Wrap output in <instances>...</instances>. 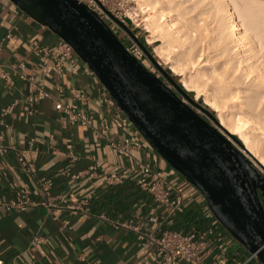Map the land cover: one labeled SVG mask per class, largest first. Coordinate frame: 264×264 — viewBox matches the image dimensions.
Instances as JSON below:
<instances>
[{
  "label": "crops",
  "instance_id": "0c3cea01",
  "mask_svg": "<svg viewBox=\"0 0 264 264\" xmlns=\"http://www.w3.org/2000/svg\"><path fill=\"white\" fill-rule=\"evenodd\" d=\"M8 34L14 40H5ZM58 39L9 0H0V67L6 76L0 79V260L12 264H158L154 244L138 240L135 229L155 234L159 227L184 234L213 228L224 248L209 260L236 264L244 259L248 252L213 217L199 191L173 171L132 125L121 127L109 113L104 87L82 60L74 55L60 75L53 71L44 75L41 55L31 47L33 43L53 47ZM20 62L22 70L17 68ZM34 70L46 97L30 103L36 91L27 79ZM73 88L88 96L80 109L91 117L90 127L69 125L54 108L57 102L74 105L69 96ZM104 125L109 127V137H129L141 144L140 149L120 156L105 139L96 137ZM20 152L30 172L19 163ZM136 162L163 171L180 189L183 204L170 227L162 220L148 221L160 218L161 209L130 180ZM91 166L93 173H87ZM78 173L84 174L76 178ZM111 173L123 182L107 186L104 178ZM42 182L50 185L51 196L66 203L56 202L51 208L39 205L45 200ZM20 190L27 191L30 201L38 205L23 212L6 210L5 204L16 201ZM80 201L87 202L90 215H76L66 208ZM118 223H130L132 228L116 227ZM36 238L39 243L34 242Z\"/></svg>",
  "mask_w": 264,
  "mask_h": 264
},
{
  "label": "water",
  "instance_id": "95a60500",
  "mask_svg": "<svg viewBox=\"0 0 264 264\" xmlns=\"http://www.w3.org/2000/svg\"><path fill=\"white\" fill-rule=\"evenodd\" d=\"M9 1L74 50L143 140L199 191L218 223L264 264V177L219 132L223 128L214 115L196 104L126 27L170 86L131 56L109 27L78 1Z\"/></svg>",
  "mask_w": 264,
  "mask_h": 264
},
{
  "label": "bare ground",
  "instance_id": "6f19581e",
  "mask_svg": "<svg viewBox=\"0 0 264 264\" xmlns=\"http://www.w3.org/2000/svg\"><path fill=\"white\" fill-rule=\"evenodd\" d=\"M147 1L152 9L158 6L146 20L152 37L161 42L155 54H173L185 77L183 87L189 82L204 92L217 109L220 126L232 136L237 134L245 152L264 168V22L251 9L239 11V0H210L218 19L213 20L217 25L209 37L200 24L178 25L177 18L161 9L163 0ZM174 8L179 17L183 15L181 4Z\"/></svg>",
  "mask_w": 264,
  "mask_h": 264
},
{
  "label": "built area",
  "instance_id": "2783aa9c",
  "mask_svg": "<svg viewBox=\"0 0 264 264\" xmlns=\"http://www.w3.org/2000/svg\"><path fill=\"white\" fill-rule=\"evenodd\" d=\"M79 3L85 5L93 13H95L115 34L120 40V43L124 46L125 50L137 59L139 62L143 60L144 52L138 46L134 40H128L121 33L117 32L114 28L118 25L123 27L124 21L121 17L116 18L114 15L106 10L103 6V0H76ZM125 27V26H124ZM120 36V37H119ZM123 41H121V39ZM5 40H14V37L10 34L6 35ZM32 52L37 55H41L40 62L44 66V75L50 76L52 71L55 75H60L63 72L65 62L70 60L75 54L74 50L62 39H58L57 43L53 47H39L37 43H33L31 47ZM48 60H51L52 66L48 67ZM17 68L22 70L24 68L23 63H19ZM20 79L25 80L22 74H19ZM0 79H6L5 74L0 67ZM38 75L34 70L31 76L27 79L36 91V94L29 98L30 103H35L43 100L46 97V93L42 86L37 84ZM71 104H63L57 102L54 106L55 110L60 113L66 123L69 125H78L81 127L91 126V117L84 113L80 108L84 107L87 103L88 96L80 89L69 90ZM104 101L109 107V113L119 122L121 127L125 128L131 124L128 117L120 110L114 99L110 96L108 91L104 88L102 93ZM109 127L104 125L99 132L96 133L97 138L105 139L110 147L116 151L120 156H130L132 150L140 149L141 144L138 141H133L129 137L121 136L118 139L109 137ZM19 163L25 168L27 172L32 170L30 164L26 160L24 152H20L18 155ZM98 162H95L97 165ZM93 166L87 169V173H93ZM84 173H78L76 178H79ZM130 180L133 181L138 188L144 191L153 201L155 206L161 209V216L151 217L148 219L151 223H159L160 220L168 223L171 226V220L177 215L183 204V198L180 189L174 185L170 178L160 170L154 169L150 164L143 162H136L134 168L130 173ZM104 182L107 186L119 185L123 182V179L116 173H111L104 178ZM42 189L45 193V200L39 205L44 207H56L57 203H66L61 197H53L49 194L48 183L42 182ZM17 200L5 204L6 210H15L17 212L25 211L29 206H37L30 201L27 191H18ZM57 202V203H56ZM66 208L73 214L80 216L90 215V210L86 201H80L75 204L67 205ZM116 227L132 228L130 223H118ZM138 231V240L151 241L154 244V255L158 264H220L217 261H210V256L215 251H222L224 243L217 240L216 234L213 228H206L202 230H193L190 233L184 234L171 228H158L156 235L153 233H144L141 230ZM35 243H39L40 239H34ZM0 264H12L5 263L0 260ZM31 264V263H25ZM236 264H262L259 262L255 254H250L236 262Z\"/></svg>",
  "mask_w": 264,
  "mask_h": 264
},
{
  "label": "rangeland",
  "instance_id": "374dc122",
  "mask_svg": "<svg viewBox=\"0 0 264 264\" xmlns=\"http://www.w3.org/2000/svg\"><path fill=\"white\" fill-rule=\"evenodd\" d=\"M166 1H167V4H169L171 2L169 4L170 6L168 5L166 7V5H167V4L165 5ZM166 1H164V0L162 1V3H164V4L160 6L161 9H164V11H166V14L167 15H171L175 19L177 18L176 20L178 22V25H179V23H181V24L183 23V24H186V25H189L190 23H192L194 25V23L195 24L197 23V24L202 25V27H204L206 30L208 29L207 30V32H208L207 35L209 34L208 35L209 37L212 36V34H210L209 32L211 30H213V29L216 28L215 25H217V24L215 23V21H216V19H218V17L216 18V15H215V13L213 12V10L211 8V5L212 4H211V1L210 0H166ZM241 1H243V0L237 1V5H238L237 9L239 11H241L243 9H248V11H249L251 9L249 12L252 11L251 14L254 12L253 15L260 22L261 21L264 22V20H263V15H264V13H263V11H264L263 10L264 9V0H247V1L244 0L243 1L244 3L241 2ZM250 1L253 2V3H255V4L257 3L258 6H261L263 9H260V10H263V11L257 10L258 7L257 6L255 7V4L248 3ZM254 1H256V2H254ZM261 1H263V3ZM259 2H261V3H259ZM176 4H181V8L183 9L182 10L183 15H181L180 17L178 16V12L175 11V8H174V6H176ZM245 5H247V8H245L246 7ZM252 5L254 6V8L252 7ZM103 6H104V8L106 10H108L109 12H111L114 15V17H116L118 19H119V17H121V19L124 21V24L123 25L135 36V38L140 43H142L148 49V51L150 53H152L154 59L159 63L160 67L164 71L168 70L176 78V80H174L173 78L172 79L180 87H182V89H184V91L187 94L188 93H192L191 99L196 104H198V105H201V106L202 105H205L210 110V112L214 115V117L217 120V117H216V115H217V112H216L217 109L210 102V100L208 99V97L206 96V94L204 92H202L200 89L195 88L189 82H186V84H187V87L186 88L183 87L182 81H183V79H185V77H184V75H182V68L179 67V65L176 63V60H174L173 54L170 53V52H165V53L163 52L160 56L155 54L154 48L160 46L161 45V42L158 41L157 39H154L152 37L153 34L151 35V33H152L151 30L149 28H147V26H146V20L147 19H150V17H149L150 14H153L152 12H154L158 8V6L156 8H153L152 9L153 6L150 5V3H148L147 0H103ZM170 8H172V11H170ZM253 9L255 11H253ZM256 10L259 12V14L261 12V14H260L261 16H259V14H257L258 16L255 15L256 14ZM259 18H262V19L260 20ZM213 20H215V21H213ZM114 28H115V30L117 32H119L122 35H124V37L126 39H128V40H134L133 38H131L129 36V34L125 31V29L123 27H120L118 25V28L115 27V26H114ZM121 41H123V40L121 39ZM144 56L145 57L142 60L143 66L148 71L154 73L156 76H158L160 79H162L165 84H167V85L170 86L169 82L151 64V62L149 61V59L146 57L145 54H144ZM185 75H186V73H185ZM184 102L186 104H189L186 100H184ZM193 109L204 120L208 121L211 125L215 126L205 115H203L202 113H200L196 108H193ZM218 130H219V132L222 135H224L225 138H227L230 141V143L237 150H239L241 153L244 154V156L254 165L255 169L260 173V175L262 177H264V168L257 162V160L253 159L251 156H249V154H247L243 150L244 146H243V143L239 140L238 135L236 134V136H234V138H236L238 140V142L240 143V145H238L235 141H233L232 139H230L224 133L223 129H218Z\"/></svg>",
  "mask_w": 264,
  "mask_h": 264
},
{
  "label": "trees",
  "instance_id": "16d2710c",
  "mask_svg": "<svg viewBox=\"0 0 264 264\" xmlns=\"http://www.w3.org/2000/svg\"><path fill=\"white\" fill-rule=\"evenodd\" d=\"M120 41V40H119ZM152 54V53H151ZM153 56V55H152ZM140 64H142V61L140 62ZM143 66V64H142ZM144 67V66H143ZM166 73H168L174 80H176V78L168 71L166 70ZM188 96H192V93H188ZM204 108H206L208 111H210L205 105H202Z\"/></svg>",
  "mask_w": 264,
  "mask_h": 264
},
{
  "label": "flooded vegetation",
  "instance_id": "af4514ba",
  "mask_svg": "<svg viewBox=\"0 0 264 264\" xmlns=\"http://www.w3.org/2000/svg\"><path fill=\"white\" fill-rule=\"evenodd\" d=\"M260 202H261V204H262V206L264 208V197H260Z\"/></svg>",
  "mask_w": 264,
  "mask_h": 264
}]
</instances>
